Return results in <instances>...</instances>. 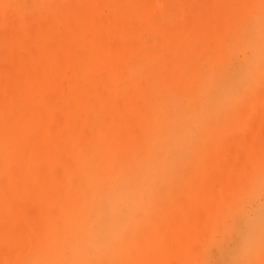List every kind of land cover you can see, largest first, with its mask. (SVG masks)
<instances>
[{"label":"rangeland","instance_id":"1","mask_svg":"<svg viewBox=\"0 0 264 264\" xmlns=\"http://www.w3.org/2000/svg\"><path fill=\"white\" fill-rule=\"evenodd\" d=\"M8 1L0 0V18L3 13L12 14L14 6L30 13H39L32 11L37 8L43 14L35 19L42 22L38 35L50 38L52 44L45 48L38 40L35 44L40 47L21 49L17 54L21 57L19 75L29 82L8 85L0 81V169L2 160L8 158L10 163V171L0 174V264H35L47 253L45 248L37 251L28 241L29 233L44 228L38 222L44 213L31 205L33 190L37 200L46 201L52 180L48 174L30 172L29 138L36 131L39 143H47L51 159H58L57 169L66 166L68 174L74 171L75 151L70 145L86 155L85 142L97 143L103 134L124 145L122 141L149 139L157 129L183 128L181 137H153V146L168 145L169 153L180 151L188 141L192 154L202 139L198 157L182 159L175 165L177 174L163 170L153 178L144 213L135 223L136 230L146 236L136 246L144 256L132 262L229 264V257L242 253L243 214L264 206V80L249 79L257 49L243 26L252 31L263 14L264 0H54L41 7H34L32 0ZM7 30L8 26H0V37ZM0 54L4 57L1 70L12 75L11 50L2 45ZM173 57L174 83L163 93L164 102L158 97L161 87L149 91L143 83L141 93L134 96L137 102L124 96L121 81L135 66L159 62V73L166 76ZM89 59L92 74L98 72L102 78L81 81ZM48 73H61L64 82L55 95L45 99L42 89L31 81L41 82ZM260 77L264 78V63ZM234 78H239V87L222 112V120L206 132L209 109L220 105L216 98L224 82ZM68 85L78 89L76 97L62 92L68 91ZM204 86V99L190 96L191 89ZM30 87L34 92L27 93ZM175 99L191 107L186 118L172 117ZM29 121L35 123L33 130ZM3 124L19 125V129L13 132L14 128ZM201 164L208 167L203 169ZM191 167L200 172L192 179L183 175ZM126 172L142 178V163H129ZM113 183L118 185V180ZM163 185L168 186L165 191L160 190ZM55 202L63 205L65 201L60 196ZM77 217L75 212L69 216L72 221ZM63 255H70V250L64 249ZM252 255L247 264H264V241ZM120 263L127 261L122 257Z\"/></svg>","mask_w":264,"mask_h":264},{"label":"bare ground","instance_id":"2","mask_svg":"<svg viewBox=\"0 0 264 264\" xmlns=\"http://www.w3.org/2000/svg\"><path fill=\"white\" fill-rule=\"evenodd\" d=\"M10 1L11 0L6 4ZM32 1L34 7H41L42 5L54 2V0ZM32 11H37L39 13H30L29 11L19 9L18 6H14L12 14L3 13V17L0 18V26H8L6 34L0 37V48L2 45H6L11 50L14 62L10 66V70L15 71L10 75L9 73H6V69L1 70L0 68L1 83L5 81L8 85H12L22 80L26 83L29 82L25 81L24 78L19 75L21 57L17 54L21 49L27 50L34 47H40L35 44V41L38 40L44 42L45 48H49L50 44H52L50 38L38 35V28L42 26V22L41 20L35 19H37L36 15L40 17L43 14L37 8ZM258 20L264 21V11ZM248 29L247 26H243V30L247 31L252 36V31H248ZM43 34H47V32ZM183 43L184 42L181 41L177 44ZM40 53L45 55L44 51H40ZM49 56L50 55H48V57ZM39 57L41 56L39 55ZM26 58L27 57H24V59ZM174 59L175 58L173 57L172 61L169 63V73L166 76L159 73L161 72L160 67H158L161 65L159 62L144 67L142 65L135 66L134 72L130 73L128 77L121 81L120 85L126 89L124 96L131 97V100L136 101L134 96L141 93V87L139 85H142L143 83V86L149 89V91L161 87L162 92L158 94V97L160 101L164 102L163 93L166 92L165 90L169 88L170 84L174 83L172 74L174 62H176V59ZM0 60H4L2 54H0ZM89 61L90 62H87L88 67H86V71H84L83 75L79 78L81 81H86L89 77L102 78L98 72L92 74L90 64L92 60L89 59ZM259 61L264 63V59L258 58L250 63V68H252V70L249 73V79L251 78L255 81L260 79L261 81L259 83H261L264 78L260 77L261 63H259ZM191 68L192 67H189L188 70H191ZM104 70L106 72L107 69ZM3 73L8 75L2 76L1 74ZM63 79L64 76L61 75V73H55L52 75L48 73L47 77H43L41 82L38 81L34 83L35 79H33L31 84L42 89L40 91L43 97L48 99L55 95L56 88L63 85ZM239 83V78L230 79L224 82L221 94L216 98V100L220 102V105L209 109L210 117L205 122L204 129L206 132L213 129L216 121L220 119L222 120L229 101L232 100L234 91L239 87ZM67 88V92H62L70 93V95H68L69 97H76L75 94L79 93L78 89L73 88L72 85H68ZM32 92H34L32 91V87L28 88L27 93ZM206 94L205 86L200 90H190V96L192 98L197 97L198 99H204L205 97L201 96H206ZM190 109L191 107L189 104L184 103L181 99H175V103L170 110L173 118L181 116L180 118L182 119L184 117L186 118ZM32 123L33 121H29L31 130L35 127V123L31 125ZM2 126L11 130L14 128V125L12 124H3ZM156 128H159V126H156ZM18 129L19 125H15L13 132H17ZM23 131H25L24 128ZM183 133V128L178 126L167 127L162 130L157 129L149 139L143 138L141 139L142 141L139 140L141 141V145L138 147H134L135 144L139 142H136V139L126 143L122 141L124 145H128L124 146L118 141L114 143L110 137H106L103 134L102 140L97 143L89 144L85 142V146H88L86 155L82 154L80 149L70 145L71 149L75 151L74 159H72L71 162L74 171L68 174L66 166H60L57 169L58 159H51L47 143H39V139L36 137L38 136V132L36 131V136L29 138L30 149L28 156L31 162L30 172L40 175L48 174L52 180L48 182L50 184V190L46 193V201L42 202L41 200H37L35 190H33L31 205L33 206V210L36 209L39 212L44 213L45 217L40 218L43 220L38 221L40 224L43 222L42 225L44 228L38 231L37 234L29 233L28 241L30 242L31 247L37 249V251L41 248L47 249L46 255L39 256L36 261L37 263L35 264H81L84 262L87 264H121L120 261L122 257L125 258L127 264H133L132 260L135 261L137 258L142 259V256L144 255L137 251L136 246L144 241L146 236L142 233L141 229L136 230L135 223L138 217L142 216L144 213L146 202H148L149 198L148 190L152 184L153 178L163 170L165 172H174V174H177L179 168H175V165H178L182 159L192 155H194L192 157L193 159L197 158L201 151L200 147L203 145L202 139L197 140L198 142L196 143L195 151L192 154H189L186 145L188 141H186L180 151L176 150L175 152L169 153L171 149L168 148V145L156 148L152 144V139L153 137L167 139L168 135L174 139L183 136ZM170 142L175 143V141ZM39 146H41L39 151L35 150ZM57 148V151L61 152V148L59 146H57ZM143 155L147 157L143 159ZM61 156L62 154L59 153L58 157ZM7 160L8 158L2 160L3 171L0 169V174L10 171V163ZM139 161L142 163V178L135 177L126 172V167L129 163L137 164ZM201 166L203 169L208 167L206 164H201ZM199 173L200 172L195 167H191L187 168L183 175L192 179ZM202 174H204L203 171H201V175ZM113 180H118V185L113 183ZM174 184L179 185L177 181H174ZM129 186H139L143 195L138 206L130 212L126 228L118 236L110 251L100 255L89 253L84 257L81 251H77L76 246V241L81 232L93 218L97 208L111 193ZM167 187V185H163L160 190L165 191ZM40 192L43 191L40 190ZM73 193L76 194L74 197H71L70 194L72 195ZM60 196L64 198L65 202L63 205L55 204L56 197ZM71 198L73 200H71ZM73 212L77 213L78 217L76 220L72 221L69 216ZM8 221L13 223V225H17L13 219ZM0 238H3L1 233ZM56 241H59L60 245L55 244ZM131 243H133V247H131ZM67 248L70 250V255L64 256L63 250ZM210 249L211 251L213 250L212 248ZM211 251L209 250V252ZM257 251L258 249L255 252ZM255 252L251 254H245L243 252L234 254L229 257V264H247L252 258V254H255Z\"/></svg>","mask_w":264,"mask_h":264},{"label":"clouds","instance_id":"3","mask_svg":"<svg viewBox=\"0 0 264 264\" xmlns=\"http://www.w3.org/2000/svg\"><path fill=\"white\" fill-rule=\"evenodd\" d=\"M252 33L257 58L264 59V21H255ZM142 195L139 186H129L111 193L97 208L95 215L78 237L77 251L86 253L110 251L118 236L126 228L129 214L138 206ZM242 219L246 231L241 251L251 254L264 241V206L247 209Z\"/></svg>","mask_w":264,"mask_h":264}]
</instances>
